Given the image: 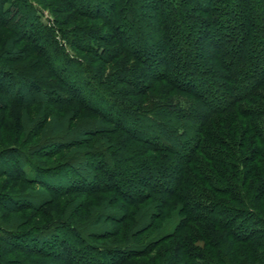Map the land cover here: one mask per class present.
I'll return each instance as SVG.
<instances>
[{
    "label": "trees",
    "instance_id": "1",
    "mask_svg": "<svg viewBox=\"0 0 264 264\" xmlns=\"http://www.w3.org/2000/svg\"><path fill=\"white\" fill-rule=\"evenodd\" d=\"M0 264H264V0H0Z\"/></svg>",
    "mask_w": 264,
    "mask_h": 264
},
{
    "label": "rangeland",
    "instance_id": "2",
    "mask_svg": "<svg viewBox=\"0 0 264 264\" xmlns=\"http://www.w3.org/2000/svg\"><path fill=\"white\" fill-rule=\"evenodd\" d=\"M44 16L45 17H47L48 16V12L44 9ZM50 17V16H49ZM143 32H145V26H144V24L139 28V33H143ZM144 41H147V42H145L144 43V45H136L141 51L142 50H150L151 52H153L154 50H158L159 48H158V45H157V42H154V40L153 39H146V40H144ZM71 48H69L68 47V51L70 50ZM140 51V52H141ZM148 55H151V53H149ZM154 57H155V59H157L158 57H157V55H154ZM212 60V58L211 59H209V61H211ZM211 63H213V62H211ZM154 66L156 65L155 63H152ZM151 69H153V68H151ZM24 87V86H23ZM23 91H25V89L23 90ZM14 93H15V89H14ZM13 93V94H14ZM25 107H28V106H20L19 108H15V110L14 111H20V110H22V109H25ZM131 169V168H130ZM147 170H150V168H147ZM145 171H146V168H144V169H138L137 170V172H140V173H145ZM74 176H76L77 177V175L76 174H73ZM133 175H134V173H133ZM54 181V180H53ZM8 219H12V216H8Z\"/></svg>",
    "mask_w": 264,
    "mask_h": 264
}]
</instances>
